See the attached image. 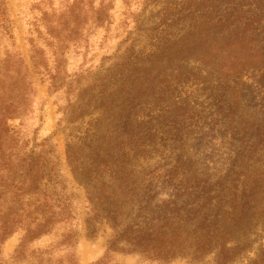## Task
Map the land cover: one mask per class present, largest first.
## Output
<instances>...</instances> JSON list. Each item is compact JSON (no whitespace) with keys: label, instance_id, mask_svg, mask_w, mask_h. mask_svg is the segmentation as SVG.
Here are the masks:
<instances>
[{"label":"rangeland","instance_id":"1","mask_svg":"<svg viewBox=\"0 0 264 264\" xmlns=\"http://www.w3.org/2000/svg\"><path fill=\"white\" fill-rule=\"evenodd\" d=\"M3 2L0 67L15 60L27 92L10 121L14 166L32 157L45 175L24 210L0 178V264H253L264 252V0ZM69 145L78 164L94 153L133 168L148 213L196 203L206 219L182 208L181 223H158L160 256L133 250L117 240L125 222L93 218ZM243 184L257 185L247 220L230 199ZM17 213L52 222L38 237L3 234Z\"/></svg>","mask_w":264,"mask_h":264},{"label":"trees","instance_id":"2","mask_svg":"<svg viewBox=\"0 0 264 264\" xmlns=\"http://www.w3.org/2000/svg\"><path fill=\"white\" fill-rule=\"evenodd\" d=\"M6 11L5 2L0 0V16L3 20H5ZM235 18L236 20L240 19L238 15ZM244 38L238 40V46L244 47L246 43ZM26 97L25 77L22 71L17 68V62L9 59L5 66L0 67V171H7L4 176L0 172V176H2L0 178L3 194L14 192L17 197L14 200L20 210H24V206L30 204L29 201L24 203L21 197L34 193L45 175L43 170L36 167L37 164L34 163L32 157L22 159L23 162L18 169L14 166V163L18 161L16 160L17 154L14 156L18 148V142L13 136L14 131L10 121L22 113V107L27 104L25 102ZM90 144H93L92 141H89L87 145L91 147ZM72 147V145L68 147V157L79 181L89 188L88 199L94 214L93 218L104 217L114 223L118 221L125 222L120 229L117 240L130 244L133 250L151 252L156 256H160L163 251L160 245L164 237L163 232L158 229V223H162V221L170 223L173 218L177 223H181L180 213L182 208H187L191 221L196 217L206 219V213L201 215L199 209L195 207L196 203L189 204L191 206L178 207L176 211L174 207L169 206L165 214H158L154 211L151 214L148 213L146 211L147 205L144 204L146 198H143V194L139 193L140 190H143L141 183L129 177V174L134 172L133 168L128 165L113 168L105 158H102L103 156L99 155L97 157L94 153L89 167L82 165V163L78 164L79 158L74 154ZM108 176L116 179L123 176L124 180L122 182L125 185L113 186L110 181L106 180ZM149 190L146 186L145 192ZM255 191L257 192V185L251 184L243 187L240 193L231 192L233 196L230 199L235 200L233 207L237 208L242 218L246 217L245 220L248 219L249 210L254 208L253 204L256 202ZM205 199H210V197H205ZM170 203L175 204L176 200L170 201ZM200 206L206 208L207 204L204 203ZM28 219H31V222L26 223ZM23 221L25 222L23 223ZM51 222L52 218L46 217L45 214L41 218L38 216L31 217L28 214L23 216L19 213L14 217L6 215L5 220H3L2 233L7 234L12 232L15 227L25 226L27 235L38 237L47 233V226ZM32 224L35 227H32ZM203 231L202 234H197L194 238L195 251H201L204 247H207L205 238L207 230L203 229ZM170 238L174 239L173 236H170ZM117 240L112 242L111 245H117ZM174 254L173 246H168L165 255L172 256ZM253 264H264V252L259 255Z\"/></svg>","mask_w":264,"mask_h":264}]
</instances>
